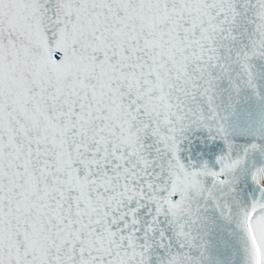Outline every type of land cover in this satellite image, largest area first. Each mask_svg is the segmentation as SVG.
I'll use <instances>...</instances> for the list:
<instances>
[{"label":"snow or ice","instance_id":"obj_1","mask_svg":"<svg viewBox=\"0 0 264 264\" xmlns=\"http://www.w3.org/2000/svg\"><path fill=\"white\" fill-rule=\"evenodd\" d=\"M0 264H264V0H0Z\"/></svg>","mask_w":264,"mask_h":264}]
</instances>
